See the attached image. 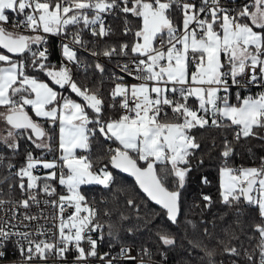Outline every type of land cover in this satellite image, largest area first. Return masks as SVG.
<instances>
[{
	"label": "snow or ice",
	"instance_id": "6c2138e0",
	"mask_svg": "<svg viewBox=\"0 0 264 264\" xmlns=\"http://www.w3.org/2000/svg\"><path fill=\"white\" fill-rule=\"evenodd\" d=\"M204 129L221 132L219 202L237 226L249 214L243 240L186 218ZM250 139L264 148V0H0V264H170L182 225L189 257L264 264V155L232 166ZM116 172L170 228L134 198L116 221L96 207L85 187L110 193Z\"/></svg>",
	"mask_w": 264,
	"mask_h": 264
},
{
	"label": "trees",
	"instance_id": "16d2710c",
	"mask_svg": "<svg viewBox=\"0 0 264 264\" xmlns=\"http://www.w3.org/2000/svg\"><path fill=\"white\" fill-rule=\"evenodd\" d=\"M113 28L116 30L117 35L113 37V39L122 38L119 35L121 28L120 20H112L111 21ZM52 42L55 45V57H58V49L56 48V39L52 38ZM55 59V58H54ZM104 89L110 87L109 84L105 83L103 85ZM194 134L197 136V139L200 141L202 145V151L198 153V157H202L205 160V166L199 170H196L197 160L193 159L192 164L194 167V171L192 173L191 182L188 186V195L186 197V206L185 213L187 219H192L198 225V228L203 227L200 224L201 219L212 222L215 221L216 228L213 230L210 226V231L213 232L214 238H225L224 229L228 228L229 230L235 231L237 235H241L239 228L245 227L247 229V221L249 214H245L242 217V221L244 223L237 226L235 223H232L234 219V211L226 210L222 204L219 202V175L217 171V164L219 163L218 153L220 151V144L222 140V135L220 130L217 129H204V130H194ZM228 138L231 140V133H228ZM213 143H215V147H213ZM251 148L252 152L249 153L248 149ZM95 155L102 156L103 149H96L94 152ZM264 155V148H262L259 143L255 140H249L247 142L241 141L236 145V155L232 158V166H253V156L259 157ZM259 161L256 160V163ZM117 183L112 192H106L98 190L95 186H86L85 191L90 198H94L98 201L97 205L102 211L104 208H108L113 211V221H116L120 213H124L125 215L134 216L135 213L126 207L125 201L128 198H134L137 200V203L141 205V214L151 215L152 219L158 225H165L169 228L170 225L167 224V221H164L156 215L158 213V206L145 203L142 197L137 195L134 191V180L122 173L116 172ZM201 175H207L209 180L211 181L210 185L204 186L200 184L199 178ZM203 192L205 194H209L213 197V207L207 210L203 209V203L199 201V193ZM103 197V200L101 198ZM194 204H199V207H195ZM227 212V215L224 219H220L221 216H224ZM102 215V212H101ZM102 219H106L102 216ZM171 231L177 235L178 243L181 245L180 248L177 249L176 252L170 254V264H208V258L202 257V253H198L196 251H192L191 256L189 257L185 252L187 243L183 239L181 233L187 231L188 239L193 238V230L185 229L183 225L181 229L177 231L175 228H171ZM198 235V232L196 233ZM241 239H244V236L241 235ZM131 241H129L130 243ZM248 245V241L245 240V246ZM212 247V245H209ZM220 249L217 248L218 255L215 257L217 264L221 260L225 261V264H230L222 254L220 253Z\"/></svg>",
	"mask_w": 264,
	"mask_h": 264
},
{
	"label": "built area",
	"instance_id": "2783aa9c",
	"mask_svg": "<svg viewBox=\"0 0 264 264\" xmlns=\"http://www.w3.org/2000/svg\"><path fill=\"white\" fill-rule=\"evenodd\" d=\"M55 39V38H54ZM56 48L58 49V57H59V48H58V40H56ZM57 57V58H58ZM54 62H56V59H54ZM236 167H239V166H236ZM101 200H103V197L101 198ZM96 207H98V205L96 204ZM101 252H104V251H108V248L106 246H103L101 247L100 249ZM136 253L134 252L133 255H135Z\"/></svg>",
	"mask_w": 264,
	"mask_h": 264
},
{
	"label": "water",
	"instance_id": "95a60500",
	"mask_svg": "<svg viewBox=\"0 0 264 264\" xmlns=\"http://www.w3.org/2000/svg\"><path fill=\"white\" fill-rule=\"evenodd\" d=\"M122 174H124V175H127V174H125V173H122ZM128 176V175H127ZM132 178V177H131ZM133 179V178H132ZM134 180V179H133Z\"/></svg>",
	"mask_w": 264,
	"mask_h": 264
},
{
	"label": "rangeland",
	"instance_id": "374dc122",
	"mask_svg": "<svg viewBox=\"0 0 264 264\" xmlns=\"http://www.w3.org/2000/svg\"><path fill=\"white\" fill-rule=\"evenodd\" d=\"M86 194H87V192H86Z\"/></svg>",
	"mask_w": 264,
	"mask_h": 264
}]
</instances>
